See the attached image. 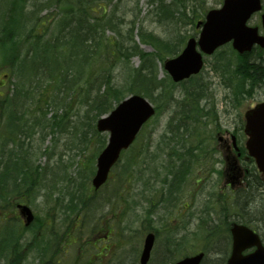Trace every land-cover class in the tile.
Wrapping results in <instances>:
<instances>
[{
  "label": "rangeland",
  "instance_id": "rangeland-1",
  "mask_svg": "<svg viewBox=\"0 0 264 264\" xmlns=\"http://www.w3.org/2000/svg\"><path fill=\"white\" fill-rule=\"evenodd\" d=\"M11 1L0 0V38L11 21L17 39L23 42V52L27 50L25 40L34 22L35 33L45 34L44 40L48 39L56 32L62 14L72 5L76 8L78 2L23 0L22 5L14 11ZM86 1L83 0L84 3ZM96 1L105 8V14L97 7H94V15L87 11L88 14L103 16V19L113 17L115 22L122 17L125 22H132L133 40H136L140 51L148 54H155L158 50L152 43L143 42L140 32L168 42L179 53L188 38H198L200 29L194 24L203 20L206 11L219 8L222 3V0H163V6H172L175 12L173 17L167 19L159 11V0ZM259 23V14L249 22L252 26ZM113 28L115 30L114 25ZM114 30L106 28L105 35L115 38ZM3 42L9 45L7 38H3ZM1 52L3 50L0 48V62L3 61ZM220 52H223L224 59L234 60L230 46L220 48L216 54ZM216 54L204 56V68L200 74L181 85L173 84L162 69V61L155 59L154 72L158 73L156 82L165 75L164 83L161 86L157 83L156 90L149 98L156 108V115L141 130L134 149L123 154L112 169L108 182L96 193L92 192L90 181L102 138L95 136L90 142L83 143L79 139L69 141L71 129L68 127L53 129L43 142L41 138L44 134L33 136L31 162L39 168H54L53 175L54 171L62 172L64 168L67 174L62 177L67 175L76 181L72 185L66 182L53 184L50 183V176L45 174L48 179L31 194L32 199L27 204L36 221V227L33 226L31 230L23 227L14 207L15 200H11V207L6 212L11 220L10 225L18 223L19 228L23 229L18 231V250L23 258L21 264H40L49 259L57 261V264H91L95 248L100 246H108L106 264H139L143 239L148 232L157 234V242H162L160 253L165 256L161 264H170L176 261L179 254H190V251H169L167 235L180 234L186 227L200 230L197 221L204 231L201 234L224 228L227 221H236L237 218L264 235V183L260 185L255 180H261L259 173L242 162V167L252 174L248 181L253 190L230 194L227 189L221 192L223 163L209 162L214 155L224 160L220 153L221 142L216 137L218 132L223 137H226V132L235 135L244 146L243 114L264 100V82L250 89L246 95L234 97L236 80L231 76L232 68L225 73L214 71ZM140 65L141 59L131 53L127 67L134 70ZM122 69L123 64H118L115 74L124 73ZM14 81L16 79L11 77V71L4 70L0 74L2 93L13 90ZM164 90L165 94L159 96ZM201 91V99L193 98L195 93ZM8 94L11 92L8 91ZM46 109L48 118L56 110L54 106ZM64 109L73 120L75 108L66 105ZM79 115H82L81 111ZM179 129L182 133H179ZM172 130H175L173 137L170 135ZM101 135L107 136L105 133ZM87 138L90 139V136ZM46 148L48 152H44ZM189 152L192 154L188 155ZM182 161L188 162L190 170L186 171L180 187L176 188L177 192L171 193L169 187L173 184V176L179 175ZM79 179L85 184L82 192L91 204L82 212H79L81 209L78 205L74 212H67L64 207L70 200L69 193L75 190L76 185L79 187ZM39 225L43 229L40 230ZM157 242L148 264H160L161 255L156 253ZM50 251L54 252V256ZM220 251L218 248L211 250L204 264H218L219 257L223 255ZM167 256L171 258L166 259ZM17 261L15 255H10L8 264Z\"/></svg>",
  "mask_w": 264,
  "mask_h": 264
},
{
  "label": "trees",
  "instance_id": "trees-1",
  "mask_svg": "<svg viewBox=\"0 0 264 264\" xmlns=\"http://www.w3.org/2000/svg\"><path fill=\"white\" fill-rule=\"evenodd\" d=\"M22 1L12 0V9L16 11ZM159 6L160 13L166 15L167 19L175 14L172 6H163V0H159ZM94 7L100 8L102 14H105V8L96 0H87L86 3L78 0L76 8L72 5L62 14L56 32L45 40L47 35L35 33L34 22L25 40V52L23 42L17 39V32L12 28L14 24L11 21L9 28H5L1 35L3 61L0 62V74L9 69L11 77L16 81L13 82V90L0 92V264H8L10 255L18 258L13 264H21L23 259L18 250V231L23 229L19 228L18 223L10 225L11 220L6 214L11 207V200H15L14 207L18 203L29 204L31 194L48 179L45 174L50 176V183L53 184L66 182L72 185L76 181L67 175L62 177L67 174L64 168L62 172L54 171L53 175L54 168H39L31 162L33 136L37 133L39 137L44 134L41 138L43 142L53 129L68 127L71 129L69 141L79 139L82 143L90 142L98 136L102 138L103 147L105 136L95 130L96 120L109 113L127 94L138 93L149 99L151 95L147 94H151L149 91L154 87L155 59L163 61L164 57L177 54L175 46L140 32L141 40L152 43L158 50L155 54L143 53L133 40L132 22L127 23L122 17L115 22L113 17L103 19V16H90L87 11L94 15ZM106 28L113 29L116 37L106 36ZM3 38H7L9 45L3 42ZM263 52L260 49L242 55L231 52L234 60L224 59L223 52L216 55L214 71L221 70L225 73L232 68L231 76L236 80L234 97L246 95L250 89H255L264 82L262 57L253 63L247 60L248 57ZM131 53L141 59V65L134 70L127 67ZM120 63L123 64L124 73L117 76L115 69ZM255 75L257 79L254 78ZM3 76L6 77L5 74ZM118 77L122 78L123 86L115 84L114 80ZM164 94L165 90L159 96ZM193 98L201 99L202 91L195 93ZM75 100L77 101L74 103ZM66 105L75 108L73 120L64 109ZM49 106H54L56 110L48 118L46 108ZM44 152H48V148ZM191 154L192 152L188 153ZM190 167L188 162L182 161L179 175L173 176V184L169 187L171 193L177 192L176 188L180 187L185 170L189 171ZM255 180L261 184L259 179ZM84 188L85 184L80 182L79 187L76 185L75 190L69 193L70 200L64 207L67 212H74L76 205L81 209L79 212L90 206L91 203L82 192ZM218 198L225 200L222 196ZM236 221L239 220L236 218ZM34 223L26 229L36 227ZM38 228L43 229L41 225ZM57 247L60 249L58 245Z\"/></svg>",
  "mask_w": 264,
  "mask_h": 264
},
{
  "label": "water",
  "instance_id": "water-1",
  "mask_svg": "<svg viewBox=\"0 0 264 264\" xmlns=\"http://www.w3.org/2000/svg\"><path fill=\"white\" fill-rule=\"evenodd\" d=\"M261 10L260 0H223L220 9H212L205 15L199 39L187 40L182 52L174 58L167 59L163 68L174 82H179L200 72L203 61L202 54L210 55L218 47L231 42L232 48L239 54L250 52L254 45L264 48V35H258L256 27L247 26L253 13ZM264 23V15H262ZM198 46L199 51L196 49ZM154 114L153 107L144 98L133 95L123 100L107 116L98 120L96 128L99 132L108 131L107 146L97 158V170L92 185L98 189L105 183L112 165L117 161L120 152L134 140L141 126ZM244 133L248 136L246 149L249 156L255 159L259 171L264 174V102L246 111ZM24 224L33 221V214L27 206H19ZM233 249L227 264H264V248L260 246L258 237L248 228L234 224L231 228ZM153 245V235L145 237L140 264H147ZM257 246L255 252L242 256L241 252ZM203 254L188 257L176 264H199Z\"/></svg>",
  "mask_w": 264,
  "mask_h": 264
},
{
  "label": "flooded vegetation",
  "instance_id": "flooded-vegetation-1",
  "mask_svg": "<svg viewBox=\"0 0 264 264\" xmlns=\"http://www.w3.org/2000/svg\"><path fill=\"white\" fill-rule=\"evenodd\" d=\"M225 135H226V137H223L222 135H218V141L221 142V147H222L220 149V151H221L220 153L223 155V159H224V160H222V163L224 165V170H225V165L228 163H231L232 159H235L236 163H237L238 159L240 161L242 156H243L242 153H240V156H235L236 152H233L231 150V146H230L229 137L231 134L226 132ZM236 157H237V159H236ZM225 159H227V162ZM242 160H246L245 156ZM225 177H226V171H224V174H223V189L221 188V190H225L227 188H229V190H230V186L228 184H225V179H224ZM188 225H190V221H189ZM196 225H197V227H199L200 230H198V229L191 230V229L186 227V228L181 230L180 234L167 235L168 239L166 240V244H167L169 251H172V252L190 251V252H192L190 254V256H191V255H194L195 253L202 252V250L205 248V246L209 247L211 250L218 248L221 250L220 252L223 254L221 257H219L218 264H226V261L229 257V254L231 252V247H232V238L230 235V230L228 228L213 229V230H210L208 232V234H205V233L201 234V232H204L200 228L201 223L199 221H197ZM154 236H155V239H154V245H155L157 242L158 236L155 233H154ZM258 236L260 238V241L264 245V235L258 233ZM161 245H162V242L159 240L157 242L156 248L159 249V247H161ZM107 247L108 246H105V248H107ZM251 251L252 250L248 251L247 253H249ZM64 253H67V251H65ZM51 255L54 256V252L51 253ZM185 256H187V255H185ZM180 257H182V255ZM105 259H106V256L102 255V253H98V255H95V260L92 261L91 264H95V263L96 264H106ZM177 260H179L178 257H177ZM57 263H58L57 261L56 262L50 261L47 263L41 262L40 264H57ZM201 264H204V263L202 262Z\"/></svg>",
  "mask_w": 264,
  "mask_h": 264
},
{
  "label": "bare ground",
  "instance_id": "bare-ground-1",
  "mask_svg": "<svg viewBox=\"0 0 264 264\" xmlns=\"http://www.w3.org/2000/svg\"><path fill=\"white\" fill-rule=\"evenodd\" d=\"M205 14V13H204ZM195 25V24H194ZM189 39V38H188ZM187 39V40H188ZM187 40H186V42H187ZM135 43H136V40L134 41ZM176 53H177V50H176ZM171 56H166V57H164V60L166 61L167 59H169ZM261 57H262V59H263V62H261L262 64H263V68H264V52L263 53H261V54H254V55H252V56H250V57H248V62L249 63H253V62H255V61H257V60H260L261 59ZM166 73V72H165ZM166 75H167V73H166ZM247 75V74H246ZM156 76L158 77V73H156V74H154V87H151V91H149V93H151V94H147V95H152L153 93V91L154 90H156V88H157V83H158V85H160L161 86V84H163L164 83V81H165V75H164V77L163 78H158V82H156ZM168 76V75H167ZM262 76V75H261ZM260 76V77H261ZM254 78H258L256 75L254 76ZM114 82H115V84H117L118 86H123L124 85V82H123V80H122V78H120V77H118L117 79H115L114 80ZM179 85H181V84H179ZM0 92H2L1 90H0ZM148 92V91H147ZM129 97V95L127 94V95H125L124 97H123V99L122 100H125L126 98H128ZM179 131V133H182V130L181 129H179L178 130ZM174 133H175V130H172L171 132H170V135H171V137H173V135H174ZM98 156H99V154L97 155V157H96V159L98 158ZM114 168V166H112L111 168H110V172L112 173V169ZM30 210H31V208H30ZM32 212V211H31ZM32 214H33V212H32ZM34 215V214H33ZM21 219V218H20ZM21 222H23V220L21 219ZM42 247H44L45 245L44 244H42L41 245Z\"/></svg>",
  "mask_w": 264,
  "mask_h": 264
}]
</instances>
